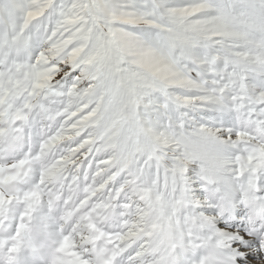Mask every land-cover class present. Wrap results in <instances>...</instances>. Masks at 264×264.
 Returning a JSON list of instances; mask_svg holds the SVG:
<instances>
[{
  "label": "rangeland",
  "instance_id": "obj_1",
  "mask_svg": "<svg viewBox=\"0 0 264 264\" xmlns=\"http://www.w3.org/2000/svg\"><path fill=\"white\" fill-rule=\"evenodd\" d=\"M262 46L264 0H0V203L27 233L16 201L56 212L61 195L67 212L50 220L65 222L71 206L81 212L107 199V216L134 209L123 244L144 232L135 180L165 200L180 235L178 185L187 176L195 216L216 218L200 178L227 192L247 140L257 143L237 114L249 113L241 119L252 126L263 119ZM27 173L35 178L23 197L17 184Z\"/></svg>",
  "mask_w": 264,
  "mask_h": 264
},
{
  "label": "bare ground",
  "instance_id": "obj_2",
  "mask_svg": "<svg viewBox=\"0 0 264 264\" xmlns=\"http://www.w3.org/2000/svg\"><path fill=\"white\" fill-rule=\"evenodd\" d=\"M262 58L264 60V56ZM258 109L263 119L260 120L259 116H254L252 120L255 126H252L248 120H245L244 123L241 119L246 114L245 112L239 111L240 113L237 114L240 116L237 124L240 127L245 125L247 130L252 131L257 143L251 140L255 144L261 143V145L259 147L252 146L253 142L247 140V143L252 144H245L248 158L238 160L235 175L236 185H231L226 189L227 192H224V187L218 184L217 179L213 181L210 176L204 174L200 178L199 183L203 186V197L209 204L208 210L216 214V218L195 216L197 210H195V204L190 196V187L188 186L190 180L188 178L178 185L180 210L177 204L175 217L178 221V228L181 230L180 235L176 232L172 216L167 212L165 200L158 197L157 194L155 195L149 188L139 187L138 182L134 181L133 185L136 187L134 189L138 192L136 203L142 207V212L145 214L144 232L129 241L126 240L123 244L119 243L117 238L121 237L122 231L133 221L134 209L127 210L126 214L107 216L106 209L110 204L107 199L106 201L100 200L98 204H91L92 206H87L81 212L74 211V206H71L73 209L69 210L70 214L64 217L70 219L65 222L58 217L57 220H50L59 212H63V214L67 212L68 206L65 205L64 197L61 195L57 197L56 201L63 200V204L56 212L55 210L43 212L41 210L42 203H40V212L34 213L32 206L36 207L37 204L32 199H25L28 206L21 207L19 206L24 201H16V208L27 212L26 222L30 227V231L27 233L23 232V221L18 219L14 213L9 214L11 212L7 211L5 206L0 203V209L3 210H0V224H2L0 229V264H35L36 261L45 264H75L71 252H74L84 264H97L100 259H106L110 264H200V260H203L202 264H264V247L258 249L257 256H253L252 253L246 251L249 245L241 244L243 241H248L250 244L253 240L261 242L264 239L263 99ZM16 126V123L12 124L13 128ZM244 132L247 133L245 130ZM17 155L13 152L11 155L4 156ZM34 178L35 174L30 173L23 176V179L17 184L20 187L19 195L25 196L26 192H21L29 188L27 182H32ZM237 185L240 195L233 198L229 192L236 193ZM205 190L206 193L210 190L209 198L204 192ZM10 193L16 195L12 189H10ZM94 201L97 202L98 199ZM27 207L28 210H26ZM209 207H213V210ZM183 215H187L189 219L186 226L189 228L188 235L192 241L191 246L183 237L186 231V228L180 225L182 221H185ZM23 220L25 221V219ZM204 221L205 225L201 227V223ZM105 222L115 224L114 228L111 231L106 230ZM224 230H232L234 235L228 237ZM111 233L115 237V242L109 243L107 240L109 238L106 235ZM235 239H240L241 242L236 248H233ZM140 243L143 244L139 251V253L142 252V255L137 256L133 253ZM97 244L99 250L95 248ZM67 246H72V248L66 249Z\"/></svg>",
  "mask_w": 264,
  "mask_h": 264
}]
</instances>
